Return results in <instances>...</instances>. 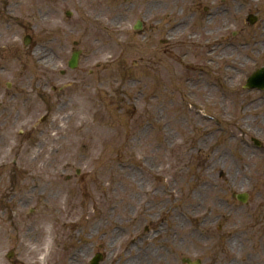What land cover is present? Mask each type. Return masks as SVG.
Wrapping results in <instances>:
<instances>
[{"label": "rangeland", "instance_id": "obj_1", "mask_svg": "<svg viewBox=\"0 0 264 264\" xmlns=\"http://www.w3.org/2000/svg\"><path fill=\"white\" fill-rule=\"evenodd\" d=\"M5 2L0 264H264V0Z\"/></svg>", "mask_w": 264, "mask_h": 264}, {"label": "bare ground", "instance_id": "obj_2", "mask_svg": "<svg viewBox=\"0 0 264 264\" xmlns=\"http://www.w3.org/2000/svg\"><path fill=\"white\" fill-rule=\"evenodd\" d=\"M46 39V38H45ZM44 55V54H43ZM45 56V55H44ZM212 57V53H208L207 55H204V58H206V59H210ZM45 58L46 57H44V58H42L41 59V61L40 62H43L44 60H45ZM49 250H50V245L48 244V242L47 241H45V243H43V250H42V252L45 254H47V252H49ZM147 259H149V261H150V263H152V260H151V258L149 257H147Z\"/></svg>", "mask_w": 264, "mask_h": 264}, {"label": "water", "instance_id": "obj_3", "mask_svg": "<svg viewBox=\"0 0 264 264\" xmlns=\"http://www.w3.org/2000/svg\"><path fill=\"white\" fill-rule=\"evenodd\" d=\"M25 44H27V42H25ZM77 54H73V57L71 58V61L69 62V67L70 68H75L76 67V64H77ZM98 259L97 260H95L94 262H93V264H97L98 263Z\"/></svg>", "mask_w": 264, "mask_h": 264}]
</instances>
